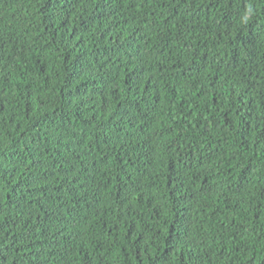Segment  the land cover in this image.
Wrapping results in <instances>:
<instances>
[{
  "label": "trees",
  "instance_id": "1",
  "mask_svg": "<svg viewBox=\"0 0 264 264\" xmlns=\"http://www.w3.org/2000/svg\"><path fill=\"white\" fill-rule=\"evenodd\" d=\"M0 264H264V0H0Z\"/></svg>",
  "mask_w": 264,
  "mask_h": 264
}]
</instances>
